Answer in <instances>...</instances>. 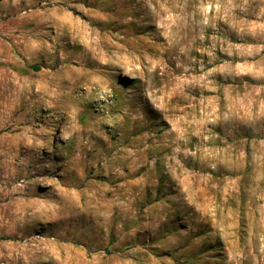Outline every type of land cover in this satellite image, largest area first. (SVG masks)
Masks as SVG:
<instances>
[{
    "label": "rangeland",
    "instance_id": "374dc122",
    "mask_svg": "<svg viewBox=\"0 0 264 264\" xmlns=\"http://www.w3.org/2000/svg\"><path fill=\"white\" fill-rule=\"evenodd\" d=\"M0 264H264V0H0Z\"/></svg>",
    "mask_w": 264,
    "mask_h": 264
},
{
    "label": "trees",
    "instance_id": "16d2710c",
    "mask_svg": "<svg viewBox=\"0 0 264 264\" xmlns=\"http://www.w3.org/2000/svg\"><path fill=\"white\" fill-rule=\"evenodd\" d=\"M29 67L34 69V70H38L40 68V66L38 64H32V65H29Z\"/></svg>",
    "mask_w": 264,
    "mask_h": 264
}]
</instances>
